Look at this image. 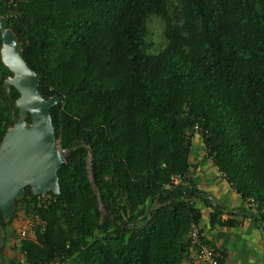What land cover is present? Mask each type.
Listing matches in <instances>:
<instances>
[{
  "label": "trees",
  "instance_id": "1",
  "mask_svg": "<svg viewBox=\"0 0 264 264\" xmlns=\"http://www.w3.org/2000/svg\"><path fill=\"white\" fill-rule=\"evenodd\" d=\"M0 16L40 75L39 93L61 100L50 116L70 151L59 195L26 188L8 222L0 213L1 264L20 253L25 264H184L201 217L194 200L209 203L188 177L196 124L264 225V0H0ZM152 17L164 24L157 50ZM8 75L0 63V142L17 115ZM21 206L34 237L6 257Z\"/></svg>",
  "mask_w": 264,
  "mask_h": 264
},
{
  "label": "water",
  "instance_id": "2",
  "mask_svg": "<svg viewBox=\"0 0 264 264\" xmlns=\"http://www.w3.org/2000/svg\"><path fill=\"white\" fill-rule=\"evenodd\" d=\"M8 20V16H0V63L10 73L2 87L7 94L13 88L19 96L14 102L17 115L12 112V125L0 142V213L4 222L14 215L16 202L24 198L26 188L41 198L50 193L59 195L58 171L70 155L69 150L58 148L50 116V110L61 100L45 99L39 93L40 75L24 61L17 37L7 26ZM4 236L0 226V264Z\"/></svg>",
  "mask_w": 264,
  "mask_h": 264
},
{
  "label": "crops",
  "instance_id": "3",
  "mask_svg": "<svg viewBox=\"0 0 264 264\" xmlns=\"http://www.w3.org/2000/svg\"><path fill=\"white\" fill-rule=\"evenodd\" d=\"M188 177L209 202H194L200 210L198 224L203 240L222 255L221 264H264V225L254 210L228 184L214 166L200 135L192 134L188 150ZM219 212L222 224H210V215Z\"/></svg>",
  "mask_w": 264,
  "mask_h": 264
},
{
  "label": "built area",
  "instance_id": "4",
  "mask_svg": "<svg viewBox=\"0 0 264 264\" xmlns=\"http://www.w3.org/2000/svg\"><path fill=\"white\" fill-rule=\"evenodd\" d=\"M193 132L195 134H207V131L202 125L196 124L193 127ZM224 176V175H223ZM180 180L175 178L173 183L178 184ZM249 207H254V202L252 199L248 201ZM26 231L23 229L17 235L15 240L16 246L19 242L26 237ZM187 253L184 257V264H221L222 255L219 251L213 249L208 243L203 240L201 227L198 223H192L187 232ZM25 254L20 253L18 257L19 264H25Z\"/></svg>",
  "mask_w": 264,
  "mask_h": 264
},
{
  "label": "rangeland",
  "instance_id": "5",
  "mask_svg": "<svg viewBox=\"0 0 264 264\" xmlns=\"http://www.w3.org/2000/svg\"><path fill=\"white\" fill-rule=\"evenodd\" d=\"M148 28H149V39L154 43V46L152 49L157 50L159 48V45H161V34L164 29V24L161 19L157 17H152L148 21ZM18 210L17 218L13 222V224L10 227V230L15 232L16 235H19L21 230L26 231V235L33 238V226H34V218L28 214L23 213V210ZM17 239V238H16ZM15 238H9L8 240V247L5 250V256H14L15 254L12 253L9 248L12 245H15ZM19 257V256H18Z\"/></svg>",
  "mask_w": 264,
  "mask_h": 264
}]
</instances>
